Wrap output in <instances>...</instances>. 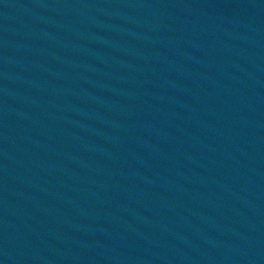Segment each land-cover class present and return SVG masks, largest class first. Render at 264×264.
Masks as SVG:
<instances>
[{"label": "water", "instance_id": "95a60500", "mask_svg": "<svg viewBox=\"0 0 264 264\" xmlns=\"http://www.w3.org/2000/svg\"><path fill=\"white\" fill-rule=\"evenodd\" d=\"M0 264H264V0H0Z\"/></svg>", "mask_w": 264, "mask_h": 264}]
</instances>
